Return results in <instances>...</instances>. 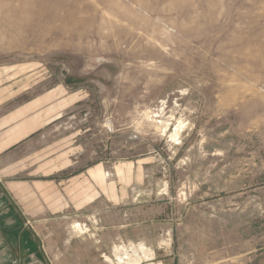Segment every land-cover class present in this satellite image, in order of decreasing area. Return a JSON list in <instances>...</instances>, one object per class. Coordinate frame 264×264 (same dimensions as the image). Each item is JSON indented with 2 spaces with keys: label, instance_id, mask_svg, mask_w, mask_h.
<instances>
[{
  "label": "rangeland",
  "instance_id": "374dc122",
  "mask_svg": "<svg viewBox=\"0 0 264 264\" xmlns=\"http://www.w3.org/2000/svg\"><path fill=\"white\" fill-rule=\"evenodd\" d=\"M19 64L74 165L0 206V264H264V0H0Z\"/></svg>",
  "mask_w": 264,
  "mask_h": 264
},
{
  "label": "crops",
  "instance_id": "0c3cea01",
  "mask_svg": "<svg viewBox=\"0 0 264 264\" xmlns=\"http://www.w3.org/2000/svg\"><path fill=\"white\" fill-rule=\"evenodd\" d=\"M37 70L20 64L0 68V206L18 205L17 193L29 177L47 173L34 181L63 182L74 165L64 151H55L65 140L53 142L63 117L54 118V109L66 94L60 86L48 87Z\"/></svg>",
  "mask_w": 264,
  "mask_h": 264
}]
</instances>
